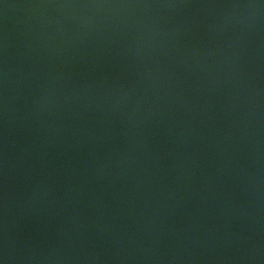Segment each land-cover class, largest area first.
Listing matches in <instances>:
<instances>
[{"label": "water", "instance_id": "95a60500", "mask_svg": "<svg viewBox=\"0 0 264 264\" xmlns=\"http://www.w3.org/2000/svg\"><path fill=\"white\" fill-rule=\"evenodd\" d=\"M3 264H264V0H0Z\"/></svg>", "mask_w": 264, "mask_h": 264}, {"label": "clouds", "instance_id": "9594fccd", "mask_svg": "<svg viewBox=\"0 0 264 264\" xmlns=\"http://www.w3.org/2000/svg\"><path fill=\"white\" fill-rule=\"evenodd\" d=\"M0 264H3V262H2V261H0Z\"/></svg>", "mask_w": 264, "mask_h": 264}]
</instances>
